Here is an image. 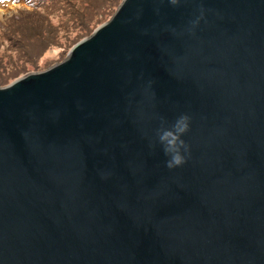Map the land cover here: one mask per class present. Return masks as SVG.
I'll return each mask as SVG.
<instances>
[{
	"label": "water",
	"instance_id": "95a60500",
	"mask_svg": "<svg viewBox=\"0 0 264 264\" xmlns=\"http://www.w3.org/2000/svg\"><path fill=\"white\" fill-rule=\"evenodd\" d=\"M0 264H264V0H122L0 86Z\"/></svg>",
	"mask_w": 264,
	"mask_h": 264
},
{
	"label": "rangeland",
	"instance_id": "374dc122",
	"mask_svg": "<svg viewBox=\"0 0 264 264\" xmlns=\"http://www.w3.org/2000/svg\"><path fill=\"white\" fill-rule=\"evenodd\" d=\"M71 1L74 4H72ZM108 1L109 2H104L100 6V10L105 7L106 11L110 8V6L105 3H110L111 13L108 15V17L104 20H101L98 25H91L88 30H83L78 26L69 29L70 24L75 23L77 21V18L73 15L71 8L73 6L81 5L82 20L87 22L92 21L97 17V10L89 8V4L93 3L92 0H30V3L21 0H0V39L2 37L1 35L5 33V30L7 29V26L9 24L14 25L16 24V22H18L23 23L24 26L34 27V29L36 30L38 35L33 38L32 43L34 44L31 46V50L34 53L37 50L40 51V48L43 47L42 45H46L49 43L52 44L51 47L49 46L46 50H43V52L40 54L41 56L38 57V68L35 69L30 66V63L23 62L22 67H25L27 72L20 75L16 79L21 78L22 76L26 75L31 71L45 70L52 66L54 64V61H62L67 56L70 49L76 43H78L83 38L88 37L97 27H99L100 24L110 19V17L112 16L111 14L115 11L116 7L121 3L122 0ZM30 4H35V7H42L44 13L49 17L45 16L44 19H41L36 18L34 16H28L31 12H34L33 10L35 8L30 6ZM75 9L78 8L75 7ZM41 22L42 24H46L44 26H49L53 28V33H55V37L50 36L53 34L52 32L49 34L48 32L44 33L41 31ZM88 25L89 24L87 23V26ZM45 35H49L50 37L48 36V38H46ZM42 40H46L47 43L43 44ZM16 45L20 46V42L17 41ZM0 47L2 48L0 49V64L2 65L1 67H3L5 71L11 72V66L17 59L20 58L17 54L20 49H15L11 51V54H9L4 50L11 49L8 43H2ZM20 56L23 57V51L20 52ZM7 62L13 64L10 65L7 64ZM16 79L10 81V83L15 81Z\"/></svg>",
	"mask_w": 264,
	"mask_h": 264
},
{
	"label": "trees",
	"instance_id": "16d2710c",
	"mask_svg": "<svg viewBox=\"0 0 264 264\" xmlns=\"http://www.w3.org/2000/svg\"><path fill=\"white\" fill-rule=\"evenodd\" d=\"M21 1L30 3V0H21ZM92 2L93 3L89 4V8L97 10V17L92 21H88V22L83 21L82 17H81V5L80 6H73L71 8L72 13L77 18V21L75 23H71L69 26V29L78 26L79 28H82L83 30L84 29L88 30L91 25H98V23L101 20L106 19L108 17V15L111 13L110 3H105L108 6H110V8L108 10L105 11V7L102 10H100V6L104 2H109L108 0H92ZM71 3H72V1H71ZM72 4H74V3H72ZM30 6L35 7V4H30ZM75 7H77L78 9H75ZM33 11L34 12H31L28 16H32V17L34 16L36 18H41V19H44V17L47 16L44 13V10L42 7H39V6L35 7ZM46 12H47V10H46ZM47 17H49V16H47ZM87 23L89 24L88 26H87ZM44 25H46V24H42V22H41L40 29L42 32H44V33L48 32L49 34L51 32L52 33L54 32L52 27L44 26ZM79 25H81L82 27ZM68 33H69V31H68ZM37 35L38 34H37L36 30L34 29V27L24 26L23 23L16 22V24H14V25L9 24L7 26L5 33L1 35L2 37L0 39V43H1L0 46L2 45V43H4V44L8 43L9 47L11 49H4V50L6 52H8L9 54H11V51H13L15 49H20L17 53L20 58L17 59L14 62V64L12 63L13 65L10 64V62L9 63L7 62V64L12 65L11 70H10L11 72L5 71L3 69V67H1L2 65L0 64V85H7L10 83V81H12V80L16 79L17 77H19L20 75L26 73L27 71H26L25 67H22L23 62L30 63V66L35 68V69L39 67L38 57L41 56L40 54L43 52V50H46L49 46L51 47L52 44L49 43L46 45H42L43 47L40 48V51L37 50L34 53L31 50V46L34 44V43H32L33 38H35V36H37ZM48 36L45 35L46 38H48ZM50 36L55 37V33H53ZM17 41L20 42V46L16 45ZM42 41H43V44L47 43L46 40H42ZM25 44H27V45H25ZM0 49H2V48L0 47ZM22 51H23V57L20 56V52H22ZM1 73H3V74H1Z\"/></svg>",
	"mask_w": 264,
	"mask_h": 264
},
{
	"label": "clouds",
	"instance_id": "9594fccd",
	"mask_svg": "<svg viewBox=\"0 0 264 264\" xmlns=\"http://www.w3.org/2000/svg\"><path fill=\"white\" fill-rule=\"evenodd\" d=\"M167 2L173 7H178L181 0H167ZM197 12L198 14L189 21L186 29L189 35L195 34V29L200 25L201 21L207 23L205 19L206 10L202 5L198 7ZM159 119V127L155 130V140H150L149 148L152 149L157 144L161 147L166 157L164 166L171 171L182 167L191 157L190 145L182 139L190 131L191 117L182 113L170 125L163 117Z\"/></svg>",
	"mask_w": 264,
	"mask_h": 264
}]
</instances>
